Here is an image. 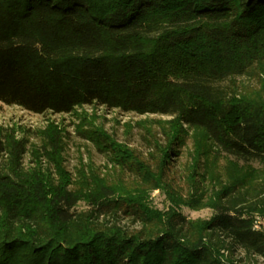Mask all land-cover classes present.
I'll list each match as a JSON object with an SVG mask.
<instances>
[{
    "label": "trees",
    "instance_id": "trees-1",
    "mask_svg": "<svg viewBox=\"0 0 264 264\" xmlns=\"http://www.w3.org/2000/svg\"><path fill=\"white\" fill-rule=\"evenodd\" d=\"M0 104L172 117L144 127V150L83 127L108 165L75 178L27 169V141L0 138V264H264V0H0ZM192 129L263 168L215 178L195 158L178 187Z\"/></svg>",
    "mask_w": 264,
    "mask_h": 264
},
{
    "label": "rangeland",
    "instance_id": "rangeland-1",
    "mask_svg": "<svg viewBox=\"0 0 264 264\" xmlns=\"http://www.w3.org/2000/svg\"><path fill=\"white\" fill-rule=\"evenodd\" d=\"M239 79L247 84L255 82L256 78L245 75ZM171 119L170 116L158 114L138 115L124 113L118 109L91 106L78 107L68 114L51 112L36 114L16 105L0 104V138L5 135H15L18 139L27 141V153L23 160V165L27 169L38 167L54 177L66 171L65 173H71L75 178L79 170L96 169L105 172L104 167L108 165L105 154L100 152L92 141L84 139L79 133L83 127L91 126L92 123L104 127L119 139L144 150L143 136L146 134L144 127H156L159 123L165 125ZM52 137L62 138L63 147L52 146L50 144ZM195 158L202 161L207 172L215 178H239L263 168V164H244L223 154L207 140L202 131L192 129L173 163L174 181L178 187L185 190L188 187L185 177L192 163L195 164ZM7 160V156L3 155L0 166L6 165ZM150 199L158 209L166 208L169 203L166 195L158 189L152 192ZM182 212L193 220H201L210 218L214 211L208 207L200 209L184 207ZM256 221L257 228L264 229V218L257 217ZM238 256L242 257L243 252H239Z\"/></svg>",
    "mask_w": 264,
    "mask_h": 264
},
{
    "label": "built area",
    "instance_id": "built-area-1",
    "mask_svg": "<svg viewBox=\"0 0 264 264\" xmlns=\"http://www.w3.org/2000/svg\"><path fill=\"white\" fill-rule=\"evenodd\" d=\"M257 227V226H256Z\"/></svg>",
    "mask_w": 264,
    "mask_h": 264
}]
</instances>
